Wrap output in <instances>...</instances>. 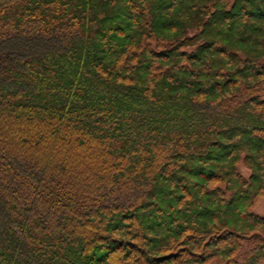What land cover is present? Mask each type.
<instances>
[{"label": "trees", "instance_id": "16d2710c", "mask_svg": "<svg viewBox=\"0 0 264 264\" xmlns=\"http://www.w3.org/2000/svg\"><path fill=\"white\" fill-rule=\"evenodd\" d=\"M263 198L264 0H0V264H264Z\"/></svg>", "mask_w": 264, "mask_h": 264}, {"label": "rangeland", "instance_id": "374dc122", "mask_svg": "<svg viewBox=\"0 0 264 264\" xmlns=\"http://www.w3.org/2000/svg\"><path fill=\"white\" fill-rule=\"evenodd\" d=\"M243 173H246V172L243 171ZM257 209H258V213L264 214V198L257 205Z\"/></svg>", "mask_w": 264, "mask_h": 264}]
</instances>
